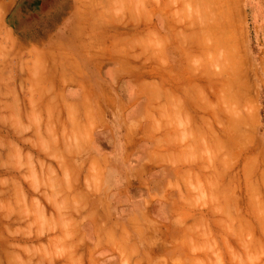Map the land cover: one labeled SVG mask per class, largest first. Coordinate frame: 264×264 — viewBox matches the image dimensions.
Here are the masks:
<instances>
[{"label":"rangeland","instance_id":"1","mask_svg":"<svg viewBox=\"0 0 264 264\" xmlns=\"http://www.w3.org/2000/svg\"><path fill=\"white\" fill-rule=\"evenodd\" d=\"M160 1L152 0L157 9ZM167 1L204 28L205 64L213 61L205 33L215 19L229 27L231 53L245 44L246 54L233 81L219 90L204 81L205 96L191 102L203 106L201 145L189 131L192 116L182 122L188 195L176 216L188 226L171 264H264V0ZM149 14V0H0V49L6 32L13 58L19 41L58 45L62 58L70 48H106L146 79ZM222 49L220 64H209L220 75L230 60ZM58 55L45 50L38 73L29 66L28 75L13 74L6 96L0 81V264H139L122 248L118 261L102 259L100 243L84 232L87 192L100 184L85 175L92 114L61 95Z\"/></svg>","mask_w":264,"mask_h":264},{"label":"crops","instance_id":"2","mask_svg":"<svg viewBox=\"0 0 264 264\" xmlns=\"http://www.w3.org/2000/svg\"><path fill=\"white\" fill-rule=\"evenodd\" d=\"M149 12L146 79L133 75L128 64L108 57L106 48L98 52L70 48L62 58L58 45L43 49L19 41L13 58L11 33L6 32L0 49V81L4 80L6 96L12 90L13 74L28 75L29 66L33 67L30 73H38L43 52L56 51L63 61L56 64L61 72V95L75 104L85 103L92 114L85 175L98 178L100 184L87 192L90 217L83 223L84 232L95 244L100 243L102 259L118 261L122 248L124 257L139 259V264H171L177 257L174 242L181 240V230L188 226L176 216L177 204L188 195L183 184L188 157L182 122L188 114L192 116L189 131L196 145H201L203 106L191 102L205 96L204 81H215L217 90L220 83L233 81V71L246 54L245 44L243 51L232 49L231 53L226 46L229 27L215 19L217 24L205 33L211 35L206 52L213 61L205 64L200 43L204 28L194 16L188 19L167 0H161L158 9L149 0ZM221 47L223 57L230 59L222 75L209 65L213 62L214 67L216 59L220 64Z\"/></svg>","mask_w":264,"mask_h":264}]
</instances>
